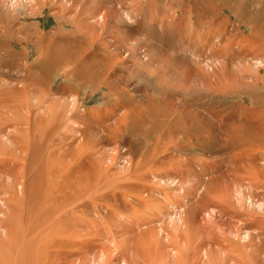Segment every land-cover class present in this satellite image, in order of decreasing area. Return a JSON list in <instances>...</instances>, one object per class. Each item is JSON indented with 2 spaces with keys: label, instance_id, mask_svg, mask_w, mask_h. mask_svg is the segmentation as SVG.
<instances>
[{
  "label": "rangeland",
  "instance_id": "rangeland-1",
  "mask_svg": "<svg viewBox=\"0 0 264 264\" xmlns=\"http://www.w3.org/2000/svg\"><path fill=\"white\" fill-rule=\"evenodd\" d=\"M90 3L98 8L94 5L89 13ZM155 12L169 16L165 23L175 17L183 26L179 30L157 24L161 21L153 18ZM101 13L104 20L98 18ZM263 13L264 0H0V185L16 176L14 162L32 164L34 174L30 169L25 180L31 186L26 190L29 197L33 189L37 193L34 180L47 182V169L59 177H53L50 188L74 171L81 176L80 184L66 180L61 194L80 191L85 197L79 196L74 210L69 204L60 212L70 210L63 221L67 216L76 220L71 231L83 243L69 250L87 245L90 251L83 250L79 259L72 256L70 262L174 264L166 233L156 235V246L143 240L138 244V236L155 226L172 227L170 214L182 210L194 229V248L202 242L214 249L215 257L223 244L227 259L212 264H233L235 256L240 264H264L263 252L247 258L231 250H251L241 237L247 230L252 236L264 234V218L259 217L264 216V146L240 147V136H232L238 126L242 135L261 131L254 120L247 130L249 122L240 126L238 118L264 115V105L256 106L253 100L264 98V57L258 82L244 79L247 73L236 63L248 42L264 37ZM5 24L12 28H3ZM221 49L214 62L210 50ZM231 50L238 59L233 60ZM231 123L238 126H224ZM91 169L94 187L88 191L86 174ZM15 188L22 196L23 186ZM2 197L8 195L0 196V220L10 223L13 210H6ZM165 200L176 203L177 211ZM33 201L23 196L19 202L24 217ZM149 206L155 207L150 215ZM207 210L214 212L213 221ZM112 222L119 235L128 234L118 238L125 248L122 240L106 233ZM33 223H22L21 232L33 230ZM3 224L0 221V236ZM117 224L121 226L116 229ZM103 250L108 256L99 258ZM190 253L186 264H206L201 251Z\"/></svg>",
  "mask_w": 264,
  "mask_h": 264
},
{
  "label": "bare ground",
  "instance_id": "bare-ground-1",
  "mask_svg": "<svg viewBox=\"0 0 264 264\" xmlns=\"http://www.w3.org/2000/svg\"><path fill=\"white\" fill-rule=\"evenodd\" d=\"M69 1V0H68ZM71 3H73V2H71ZM94 5H96V3L94 4ZM94 5H91V3H90V5H88L89 7H87V12H89L90 13V11L94 8ZM103 5V4H102ZM261 7V6H260ZM65 8H67V9H69L68 8V6H66ZM71 8V7H70ZM74 8V7H73ZM95 8H98V6L96 5V7ZM141 9V8H140ZM106 10V9H105ZM155 10V9H154ZM77 11H79V10H77ZM93 11V10H92ZM153 11V10H152ZM86 12V11H85ZM87 12H86V14H87ZM94 12V11H93ZM141 12H142V10H141ZM140 12V13H141ZM158 12V11H157ZM96 13H97V11H96ZM102 13H103V11H102ZM102 13L100 14V15H98V18L99 19H102V20H104V16H102ZM168 13V12H167ZM264 14V13H263ZM61 15H63L62 14V11H61ZM88 15V14H87ZM161 15L163 16L164 14H162L161 13ZM162 16H159L156 12L155 13H153V18L155 19V20H157L158 22L159 21H161V22H159V23H157V24H160L161 23V25H163L164 26V23L166 22L165 20H166V18L165 17H169V16H167V15H165V17L163 18ZM88 17V16H87ZM150 18H152V15L151 16H149ZM152 18V19H153ZM263 18V17H262ZM165 19V20H164ZM173 20V19H172ZM179 20V19H178ZM178 20H176L175 19V17H174V20L171 22V23H165V24H167V27H169V26H171L172 28H174V29H179L180 27H182L183 25L178 21ZM255 20H256V18H255ZM14 21V20H13ZM153 21V20H152ZM151 21V22H152ZM155 22V21H154ZM6 23V22H5ZM132 23V22H131ZM190 23V22H189ZM257 25H256V23H255V27H256ZM12 28L10 25H8V24H5L4 25V27L3 28ZM158 27V26H157ZM253 27V26H252ZM159 28V27H158ZM171 28V29H172ZM254 28V27H253ZM252 28V29H253ZM261 28V27H260ZM163 29V28H162ZM180 30V29H179ZM187 30V29H186ZM178 31V30H177ZM181 33V32H180ZM28 34H29V36H31L32 34H34V33H29L28 32ZM178 34V33H177ZM192 34V33H191ZM263 36H264V34H263ZM38 37H42V34L41 33H39L38 34ZM180 37V36H179ZM184 37V36H183ZM185 38H187V37H185ZM192 38V37H191ZM259 38V37H258ZM257 38V39H258ZM190 39V38H189ZM244 39H245V37H244ZM252 39H254V38H252ZM204 40V39H203ZM246 40H244V42H243V40H242V42H241V44H246ZM211 44V43H210ZM215 44V43H214ZM181 45V44H180ZM209 45V44H208ZM212 45V44H211ZM217 44H215L214 46H216ZM247 48H245L244 50V52L242 51V53H240V60H239V62H237L236 63V66H237V68L239 69L240 68V65L242 66L241 68L243 69V72L242 73H244V72H246L247 73V75L246 76H243V78L245 79V78H247V77H249V78H251V79H253L254 80V82H258L259 80H260V78L258 77V73L261 71V68H262V66H263V61L261 60V57H264V37H262L261 39H258L257 41H254L253 40V42H248L247 44ZM217 47V46H216ZM244 47H246V46H244ZM214 48V47H213ZM232 48V47H231ZM212 49V48H211ZM239 49V48H238ZM222 50V51H221ZM220 51H216V50H214V52L212 51V50H210L211 51V53H213L212 54V56H213V61L215 62V60L217 59V58H220V55H221V53L224 51V49H221ZM233 50V49H232ZM232 50H231V53H232ZM216 52H218V53H220V55L219 54H217ZM240 52V51H239ZM169 53V52H168ZM234 54H237L236 52L234 53V51H233V53H232V57H233V60H235V59H238V57H236V55H234ZM215 55H218V57L216 56V57H214ZM229 56V55H228ZM226 57V56H225ZM246 57H247V59H246ZM248 57H250V58H248ZM243 58H245V59H243ZM212 59V58H211ZM231 60V59H230ZM252 60H253V62H252ZM67 63V62H66ZM217 63V62H216ZM219 63H221V61L219 62ZM245 64H248L249 66H246ZM218 65V64H217ZM241 69V70H242ZM76 71V70H75ZM238 71V70H237ZM78 72V71H77ZM241 73V72H240ZM74 75H75V72H74ZM74 75H73V77H74ZM186 75V74H185ZM235 75H237V74H235ZM65 76H67V74L65 73ZM237 77H238V75H237ZM257 77V78H256ZM252 80V81H253ZM240 81V80H239ZM262 83V82H261ZM243 84V83H242ZM245 85V84H244ZM249 85H250V83H249ZM249 85H247V86H249ZM245 88H246V86H244ZM251 87V86H250ZM247 89H248V87H247ZM245 91V90H244ZM232 96V95H231ZM236 96V95H235ZM232 99V98H231ZM253 100H255V102H254V104L256 105V106H259V105H264V98H262V97H259V96H256ZM252 101V100H251ZM262 101V102H261ZM239 105V104H238ZM260 106V107H261ZM246 112H248V111H246ZM236 115V114H235ZM261 115V114H260ZM215 116V115H214ZM217 116V115H216ZM123 118H125L123 121H124V123H125V121L127 120V117H128V115L125 113L123 116H122ZM218 117H220V116H218ZM239 117V116H238ZM253 117H255V116H253V114L252 113H249L248 115H246V117H244L243 119L244 120H242L241 121V119H239L238 118V120L240 121L239 122V124H240V126H241V123L243 122V123H248L249 122V127H248V129L247 130H250V127H251V124H254V122H255V124H257V128H259V129H261V131L259 132V131H257V132H254V131H251V132H248V134H244V135H242L243 133H244V130L242 131L241 130V127L239 128V126H238V124H236L238 127H237V130L238 131H234L233 132V134H232V136L233 137H236V139H237V137L238 136H240V138L238 139V140H240V142H242L243 143V145H242V143H241V145L239 144V143H234L235 145H238L239 144V146L241 147V146H243L244 147V145H248V146H254V145H257V148H258V145H263L264 146V115H261V116H259V117H255V119H253ZM229 118V117H228ZM216 120H217V118H216ZM221 120V119H220ZM227 120V118L225 119L224 117H223V121H226ZM231 120V119H230ZM235 120V119H234ZM253 120H254V122H253ZM122 121V122H123ZM219 121V120H218ZM228 121V120H227ZM75 123V122H74ZM222 126H223V123H221V122H219ZM224 123H226V122H224ZM235 123H231V124H225L224 126L225 127H229V128H231V129H233V128H235L236 127V125H234ZM77 125V124H76ZM206 125H208V124H206ZM215 125V124H214ZM74 126L75 125H73L72 126V128H74ZM78 126V125H77ZM216 126V125H215ZM246 126V125H245ZM244 126V127H245ZM76 127V126H75ZM217 128V127H216ZM76 129V128H75ZM205 129V128H204ZM212 129V128H211ZM226 130V129H225ZM189 131V130H188ZM238 132L241 134H238ZM246 132V131H245ZM84 133V132H83ZM227 135V134H226ZM229 135H230V133H229ZM208 136V135H207ZM211 136V135H210ZM145 140H147L148 141V138L146 139V137H145ZM227 140V139H226ZM235 139H233L232 141H234ZM238 140H236L237 142H238ZM205 141V140H204ZM225 141V140H224ZM228 142V141H227ZM221 143V142H220ZM245 143H247V144H245ZM209 144V143H208ZM226 145V144H225ZM247 146V147H248ZM243 147H242V149H243ZM263 147L261 146V148L260 149H262ZM252 149V148H251ZM263 150V149H262ZM253 151V150H252ZM257 152V151H256ZM261 153V152H260ZM259 154V153H258ZM251 156V155H250ZM253 157V156H252ZM244 158V157H243ZM263 159V158H262ZM252 160H253V158H252ZM241 161V160H240ZM235 164V163H234ZM14 165L15 166H17V168H18V172L17 173H15V177H14V179H12V181H11V183H9V184H5V181L0 185V188H2V189H6L5 191H0V196H4V195H8V197H2V201H3V204H4V202H5V204H6V210H8L9 209V211H12V213L10 214V212H9V216H8V221H10V223H7L5 220H0L1 221V223H3V221H4V224H3V231H4V233L2 234L3 236H0V264H77L76 262H75V259L76 258H81V256H82V254H84L85 252H83V250L84 251H90L89 250V247L86 245V246H80V247H76V249L74 248L73 250H69V247H72L73 245H75V246H77L78 245V243H80L81 242V240H79L78 239V236H79V234L78 235H76L75 233H77L75 230H74V232L73 231H71L72 229H73V227H75L74 226V224H75V221L76 220H74V218L72 217H69L70 215V210H74V207H76V206H78V204H77V201H78V199H79V196L81 195V197H80V199L81 198H83V197H85V196H83L82 195V192L80 193V191H79V195H76V193H64V194H61V193H63L62 192V190H64L65 189V187L63 186V184H65V183H67V181L66 180H71V181H73V182H75L74 184H80L79 182H81V180H82V178H81V176L79 177L76 173V171H74L73 173H75L74 175H73V173H71V176H66V178L64 179V181H63V183H59L57 186L56 185H53L55 188H50V184H52V182H53V177H55L56 179H58L59 177H56L54 174H55V171H54V169H52V172L49 170V169H47L46 170V172H47V178H46V180H47V182L46 181H44V179H41V180H39V181H36V180H34L33 181V184L38 188L37 190H35V192H37V193H33V190L31 191V196L32 197H29V195H28V192L26 193V190H28V188H30L31 186H30V184L28 185L27 184V181H25L26 179H28V172H29V170L31 169V174H34L33 172L34 171H32V168H30L29 169V167H31L32 166V164L30 163V164H24V165H22V166H20L19 164H17V163H15L14 162ZM237 165V164H236ZM239 165V164H238ZM249 166H251V165H249ZM255 166V165H254ZM245 167V166H244ZM243 167V168H244ZM247 167H248V165H247ZM246 167V168H247ZM16 168V167H15ZM239 168V167H238ZM248 169H250V167L248 168ZM248 169H244V170H248ZM252 169V168H251ZM254 169V168H253ZM16 171H17V169H15ZM72 170V169H71ZM92 170L93 169H91V170H87L88 171V173L86 174V176L88 177V179H87V182H88V191L92 188V187H94V185H93V180H94V178L92 177L94 174H95V172H92ZM238 169H236V171H237ZM255 170H256V168H255ZM254 170V171H255ZM28 171V172H27ZM65 170H63L62 169V171L61 172H64ZM241 171V170H240ZM250 171V170H249ZM253 171V172H254ZM262 171V170H261ZM4 172V171H3ZM251 172V171H250ZM250 172H249V174H250ZM237 173V172H236ZM252 173V172H251ZM258 173V172H257ZM256 173V174H257ZM243 174V173H242ZM253 174V173H252ZM254 174H255V172H254ZM259 174V173H258ZM4 175H6V174H4ZM89 175V176H88ZM92 175V176H91ZM140 175H141V172H140ZM237 175H239L238 173H237ZM248 175V174H247ZM8 176H10V175H8ZM131 176V175H130ZM253 176V175H252ZM252 176H247V177H251L252 178ZM247 177H246V179H247ZM256 177V176H255ZM244 178V177H243ZM162 179V178H161ZM245 179V178H244ZM60 180H62V179H60ZM84 182V181H83ZM14 183V184H13ZM12 185H14V188L12 187ZM18 185H22L23 186V188L21 189V192H19L22 196H17V191H16V186H18ZM82 185H84V184H82ZM80 186V185H79ZM83 187V186H82ZM216 187V186H215ZM9 188H11L12 189V191H11V189L9 190ZM80 189H82L81 187H79ZM247 188V187H246ZM85 190V189H84ZM86 191V190H85ZM239 195H240V190L239 191H236ZM85 193V192H84ZM208 194V193H207ZM254 194V193H253ZM210 195V194H209ZM238 195V196H239ZM23 196H28V201H31V200H34L33 202H31V203H29V207H28V216H26V217H24L23 215H22V213L23 212H21L22 211V207H20V204H19V202L22 200V198H23ZM87 197V196H86ZM240 197H241V195H240ZM240 197H239V199H240ZM90 198V197H89ZM172 198H174V197H172ZM172 198H170V199H172ZM213 198V197H212ZM217 198V197H216ZM242 198V197H241ZM138 199V198H137ZM183 199V198H182ZM238 199V200H239ZM249 200H250V198H248ZM256 199V198H255ZM0 200H1V198H0ZM76 200V201H75ZM173 200V199H172ZM177 200V199H176ZM216 200V199H215ZM168 200H165V202L167 203V207L169 206V207H174L175 208V205H176V203H173L172 201H171V203H169V202H167ZM175 201V200H174ZM220 201H221V199H220ZM252 201V200H251ZM184 202V201H183ZM261 202V201H260ZM256 203V205L257 206H260L261 207V205H262V203ZM262 202H264V201H262ZM146 203V202H145ZM253 203V202H252ZM4 204V205H5ZM69 204H73V207L71 206V208H70V210L68 209L66 212H60V211H62L63 209L65 210V207L66 206H68ZM81 204V203H80ZM80 204H79V206H80ZM8 205V206H7ZM131 205V204H130ZM182 205V204H181ZM23 206V205H22ZM88 207H89V205H87ZM137 206V205H136ZM157 206V205H156ZM180 206V205H179ZM179 206H178V209H179ZM224 206V205H223ZM249 206H250V204H249ZM263 207H264V204L262 205ZM19 207H20V209H19ZM27 207V206H26ZM150 208H149V215L152 213V211H154V210H152V208H155V207H151V206H149ZM239 207V206H238ZM255 207V206H254ZM8 208V209H7ZM87 208V207H86ZM158 208V207H157ZM173 208V209H174ZM196 208V207H195ZM0 209H1V206H0ZM19 209V210H18ZM212 209V208H211ZM18 210V211H17ZM174 210H176V209H174ZM215 210V209H214ZM158 211V210H157ZM177 211V210H176ZM182 211V210H181ZM181 211H177V212H174L173 214H170V216H171V218H172V216H174V219L170 222V224L173 222V224H172V227H170L169 225V227L170 228H167V226L166 227H162V228H160L159 230H157L156 229V226H155V229L153 230V228L150 230V229H146V230H150V232H144V230H143V232L142 233H139L140 234V236H138L140 239H139V242L140 243H138V241H137V243L138 244H140L141 245V241L143 240V242H146V243H149V244H153V245H157L155 242H154V240H159L160 238H158V236H156V235H160L161 233H162V235H163V233L165 234L166 233V235H164V237L165 238H167L168 240H169V242H171V244L169 245V247L171 248L172 247V252H173V254H172V258H174V260L175 261H173L174 262V264H186V259L188 258V257H190V255H192L191 253H190V251H196V253L197 254H195L194 253V255L196 256V255H198V253L201 251V254L204 256V260L202 259V261H205V263L206 264H212V262L213 261H215V260H219V259H227V257H225L223 254H225V249H224V246H223V244H219L220 246H219V250L218 249H216V252H217V256H215V257H213V250L214 249H212L211 250V248L210 247H207L206 245H203V244H201L202 242H200V243H198L197 245H196V247L194 248V246L195 245H193V243L194 242H192V239H191V232H193L194 231V229L192 228V226H191V224L189 223V220H188V218L186 219V215L185 214H183L182 213V215H181ZM184 211V210H183ZM193 211V210H192ZM218 211V210H217ZM223 211H224V209H223ZM61 213V215L59 216L58 215V213ZM148 212V211H147ZM189 212V211H188ZM207 212V215L209 216V217H211L212 218V213H214V212H210L209 210H207L206 211ZM258 212V211H257ZM73 213V212H72ZM163 213V212H162ZM259 213V212H258ZM257 213V214H258ZM5 214L7 215L8 214V212L6 213L5 212ZM127 214V213H126ZM132 214V213H131ZM179 214V215H178ZM192 214V213H191ZM66 215H69V216H67L69 219H67L65 222L66 223H64V219H66L65 218V216ZM155 215H156V213H155ZM160 215V214H159ZM158 215V216H159ZM196 215V214H195ZM143 216V215H142ZM157 216V215H156ZM216 216V215H215ZM259 216V215H258ZM126 217H128V218H130V220L131 219H134L135 220V218L134 217H132V216H126ZM151 217H152V215H151ZM194 217V216H193ZM228 217V216H227ZM255 216H253V218H254ZM259 217H263L264 218V216H259ZM124 218H125V216H124ZM121 219H123L122 217H121ZM126 220H127V218H125ZM151 219V218H150ZM168 219V218H167ZM249 219V218H248ZM139 220V219H138ZM192 220H195V219H192ZM262 220V219H261ZM33 221L35 222V225L36 226H34V228L33 227H31L33 230H30V232H28V233H23V232H21V229H23V226H22V223H25V222H27V227L30 225V223H32V224H34L33 223ZM142 221V220H141ZM141 221H139V222H141ZM149 221V220H148ZM191 221V220H190ZM210 221H211V219H210ZM212 221H213V218H212ZM255 221V220H254ZM257 221H258V219H257ZM73 222V223H72ZM130 222V221H129ZM138 221H136V223H137ZM195 222V221H194ZM193 222V223H194ZM253 222V221H252ZM260 222V221H259ZM259 222H258V224H259ZM44 223L47 225L46 226V229H47V231H48V233L46 234L45 232H47V231H45V228H44ZM135 223V224H136ZM146 224H149V222L147 223V220H146V222H145ZM203 223V222H202ZM242 223H243V221H242ZM69 224V225H68ZM107 224H108V222H107ZM215 224H216V222H215ZM257 224V223H256ZM4 225H7L8 226V228L7 227H5ZM134 225V224H133ZM132 225V226H133ZM143 225V224H142ZM246 225V224H245ZM251 225V224H250ZM25 226V225H24ZM110 228L109 229H107L106 230V233L109 235V234H114L115 236H112L111 235V237L112 238H116V239H118L119 237H121V236H123V235H125V234H127V233H121L120 235H119V233H118V231H115V228H114V223L112 222L110 225ZM108 226V227H109ZM120 226L121 225H116V229H117V227L118 228H120ZM141 226V225H140ZM144 226V225H143ZM184 226V227H183ZM2 227V226H1ZM36 227V228H35ZM123 227H124V225H123ZM128 227H129V225H128ZM145 227V226H144ZM143 227V228H144ZM25 228V227H24ZM104 228V227H103ZM107 228V227H106ZM193 229V230H192ZM203 229V228H202ZM241 229V228H240ZM36 230V231H35ZM135 229L133 228V231H134ZM200 230V229H199ZM25 231V230H24ZM66 231L67 232H69V231H71L70 232V234L68 235V234H66ZM132 231V230H131ZM201 231V230H200ZM221 231V230H220ZM246 231V230H245ZM197 232V231H196ZM247 232H248V230H247ZM247 232H245V234L244 235H240L241 237H242V239H244V240H246L243 244H244V247H246V248H250L251 250L250 251H248V250H239V249H237V247L236 246H232L231 247V250H233L234 251V249L237 251H235V253H237L236 255H240V256H245V257H249V256H256V255H258L259 256V254H258V251H259V253L261 252V254H262V252H263V254H264V234H261V233H258V235H255V236H252V234L250 235L249 233H247ZM105 233V234H106ZM117 234L119 235L118 237H117ZM197 234H198V232H197ZM238 234H240V233H238ZM255 234V233H254ZM1 235V234H0ZM128 235V234H127ZM130 235V234H129ZM213 235V234H212ZM234 236V235H233ZM81 237V236H80ZM129 237V236H128ZM132 237V235L129 237V238H131ZM82 238V237H81ZM110 238V237H109ZM137 238V237H136ZM126 239V238H125ZM196 239V238H195ZM198 239L199 240H201L199 237H198ZM207 239V238H206ZM118 240H120V239H118ZM122 240V242H123V248H125V244H124V241H123V239H121ZM120 240V241H121ZM136 240V239H135ZM171 240H173V241H171ZM240 240V239H239ZM109 241H111L110 239L107 241L108 243H112V242H109ZM113 241V240H112ZM127 241H128V239H127ZM194 241V240H193ZM88 242V241H87ZM91 242V241H90ZM119 242V241H118ZM142 242V243H143ZM36 243H39V244H42V245H37V247L35 248L34 247V245L36 244ZM114 243V242H113ZM135 243V242H134ZM133 243V244H134ZM228 243H230L229 242V240H228ZM80 244H82L83 245V243H80ZM88 244V243H87ZM138 244H136V245H138ZM145 244V243H144ZM143 244V245H144ZM148 244V245H149ZM206 244V243H205ZM242 244V245H243ZM119 245H121V244H119ZM118 245V246H119ZM136 245H133L134 247H133V249L135 248V246ZM139 245V246H140ZM231 245V244H230ZM230 245H229V247H230ZM235 245V244H234ZM14 246H16L17 247V250L14 252ZM91 246V245H90ZM150 246V245H149ZM167 246V245H166ZM240 246V245H239ZM74 247V246H73ZM111 247V246H110ZM159 247V246H158ZM157 247V248H158ZM178 247V248H177ZM153 248H154V246H153ZM156 248V247H155ZM168 248V247H167ZM177 248V249H176ZM193 248V249H192ZM109 249V248H108ZM121 249V248H120ZM137 249H139V247H137ZM136 249V250H137ZM142 249H143V247H142ZM201 249V250H200ZM124 250V249H123ZM129 250H130V248H129ZM147 250L148 251H150V247H147ZM153 250V249H152ZM156 250V249H155ZM108 251H110V249L108 250ZM117 251V250H116ZM132 251V250H131ZM239 251L241 252V254H238L239 253ZM93 252V251H92ZM127 252V251H126ZM147 252V251H146ZM154 252V251H153ZM108 252H106V251H104L103 250V252H102V254L101 255H99V258H104L105 256H108V254H107ZM150 253V252H149ZM227 253H230V252H227ZM111 254H112V252H111ZM135 254V253H134ZM133 254V255H134ZM168 254H169V252H168ZM144 255V254H143ZM226 255V254H225ZM29 256H32V257H34V259L36 260V261H34V260H32V259H30L29 258ZM72 256H76V258L74 259V260H72L71 262L69 261V259L72 257ZM97 256V255H96ZM109 256H110V254H109ZM113 256V255H112ZM193 256V255H192ZM228 256H230V254L228 255ZM261 256V255H260ZM83 257V256H82ZM88 257V256H87ZM98 257V256H97ZM141 257V256H140ZM169 257H171L170 255H169ZM233 257V256H232ZM257 257V256H256ZM261 257H263V255L261 256ZM78 258V259H79ZM111 257H109V259H110ZM164 258V257H163ZM195 258V257H194ZM231 258V257H230ZM230 258H228L229 260H230ZM264 258V257H263ZM73 259V258H72ZM84 259H86V258H84ZM135 259V258H134ZM191 259V258H190ZM92 260V259H91ZM105 260H108L107 258L105 259ZM136 260H137V258H136ZM135 260V261H136ZM158 260V259H157ZM166 260V258L164 259V261ZM176 260H178V263H177V261ZM191 260H193V259H191ZM232 260H233V264H240V261L238 260V258L235 256V258L233 259L232 258ZM251 260V259H250ZM257 260V259H256ZM169 261H172V260H169ZM210 261V262H209ZM225 261V260H224ZM68 262H70V263H68ZM79 262V261H78ZM93 262H94V260H93ZM136 262H138V260L136 261ZM221 262H223V261H221ZM82 263V262H81ZM89 263V262H88ZM126 263V262H125ZM168 263V262H167ZM167 263H165V264H167ZM170 263V262H169ZM202 263H204V262H202ZM252 263H253V260H252ZM258 262H254V264H257ZM107 264V263H106ZM127 264H129L128 262H127ZM134 264V263H133ZM139 264V263H138ZM146 264V263H145ZM157 264V263H156ZM172 264V263H171ZM193 264V263H192ZM195 264H197V263H195Z\"/></svg>",
  "mask_w": 264,
  "mask_h": 264
}]
</instances>
